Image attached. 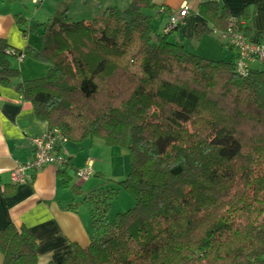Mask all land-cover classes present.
<instances>
[{
    "label": "trees",
    "instance_id": "obj_1",
    "mask_svg": "<svg viewBox=\"0 0 264 264\" xmlns=\"http://www.w3.org/2000/svg\"><path fill=\"white\" fill-rule=\"evenodd\" d=\"M198 11L211 28L195 26V41L227 30L224 10ZM174 14L131 0L71 22L65 5L37 27L39 49L23 53L47 65V75L16 84L20 73L8 60L23 54L0 41V86L28 103L47 131L129 155L123 181L84 199L89 244L73 245L60 264H264V71L240 78L234 60L188 52L171 39L181 28L169 29ZM157 17L166 19L161 33ZM15 23L25 34L23 20ZM118 191L133 207L109 224ZM0 255L3 264H37L34 238L13 224L0 231Z\"/></svg>",
    "mask_w": 264,
    "mask_h": 264
},
{
    "label": "crops",
    "instance_id": "obj_2",
    "mask_svg": "<svg viewBox=\"0 0 264 264\" xmlns=\"http://www.w3.org/2000/svg\"><path fill=\"white\" fill-rule=\"evenodd\" d=\"M131 0H15L9 4L0 0V41L10 50L23 54L26 50L37 51L40 47L38 26L48 25L53 17L66 5L71 22H88L106 9L124 10ZM157 8L177 13L186 4L188 11L183 26L172 36L182 44L194 40V27L204 24L198 8L203 4L216 5L230 18L240 19L247 29V41L253 45L264 44V0H152ZM23 20V34L16 26L15 17ZM166 19L156 18L157 33L164 29ZM211 28V27H210ZM208 38L226 57L217 60L233 61L235 52L221 43L219 32L212 29ZM204 39V36L201 37ZM222 55V56H223ZM10 58L12 69L20 73L17 82L44 78L47 65L25 58ZM250 69L264 71V63H253ZM47 132L45 123L35 119L32 107L22 101L13 89L0 86V231L7 225L24 227L34 238L37 249V264H60L72 253L73 245L85 248L89 244L91 220L89 207L80 202L82 189L72 184L75 171L92 157L81 144H66L70 163L65 169L47 167L33 176L29 184L13 186L11 172L18 164H26L32 157L30 138ZM90 162V161H89ZM92 170L94 162L92 161ZM99 174V172H98ZM93 175V174H92ZM80 184L84 181H78ZM79 185V184H78ZM88 206V205H87ZM0 264L3 258L0 255Z\"/></svg>",
    "mask_w": 264,
    "mask_h": 264
},
{
    "label": "built area",
    "instance_id": "obj_3",
    "mask_svg": "<svg viewBox=\"0 0 264 264\" xmlns=\"http://www.w3.org/2000/svg\"><path fill=\"white\" fill-rule=\"evenodd\" d=\"M188 7L182 4L179 11L168 19L170 30L183 26ZM235 18L228 21L227 30L219 33L221 43L235 52L234 72L240 78H246L253 63H264V44L253 45L247 41L237 28ZM19 61L23 56L17 57ZM32 157L26 164H18L11 172V183L13 186L29 184L33 176L47 167L57 170L69 166L70 158L66 150L67 139L58 130L47 131L44 134L30 138L29 140ZM93 174L92 163L87 161L85 165L75 171L78 181H85Z\"/></svg>",
    "mask_w": 264,
    "mask_h": 264
},
{
    "label": "rangeland",
    "instance_id": "obj_4",
    "mask_svg": "<svg viewBox=\"0 0 264 264\" xmlns=\"http://www.w3.org/2000/svg\"><path fill=\"white\" fill-rule=\"evenodd\" d=\"M206 37H208L207 34L204 35V39L186 43V45L184 44L186 50L198 57L208 60H217L218 57L224 59L226 56L223 55L224 53L222 54L221 49H217L216 45ZM87 145L88 147L92 145L91 149H88V152L92 155L88 161L94 162V168L92 170L93 175L81 184L74 179L73 174L71 175V185L79 186L84 196H87L92 191L94 192L101 189L106 190L110 186H116V183L126 178L130 167V159L126 149L108 148L99 140H93L91 142L85 141L84 146ZM80 202L83 203L84 198H81ZM84 206H86L87 209L88 206ZM132 207L133 201L130 196L124 191H118L114 200L109 202L106 214L107 222L109 224L116 223L117 216L124 214Z\"/></svg>",
    "mask_w": 264,
    "mask_h": 264
}]
</instances>
